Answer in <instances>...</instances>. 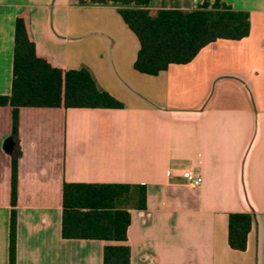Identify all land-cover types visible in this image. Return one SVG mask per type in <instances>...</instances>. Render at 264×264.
Segmentation results:
<instances>
[{
    "label": "crops",
    "instance_id": "obj_1",
    "mask_svg": "<svg viewBox=\"0 0 264 264\" xmlns=\"http://www.w3.org/2000/svg\"><path fill=\"white\" fill-rule=\"evenodd\" d=\"M203 0H152V12L191 11ZM247 12L240 41L217 40L156 76L134 70L135 35L114 6L76 0H0V95L11 92L14 31L24 17L36 53L63 70L86 69L122 109L0 107V264H103L125 245L129 264H264V0H221ZM13 144L17 158L11 206ZM198 171L190 188L182 172ZM64 183L145 188L129 209L124 243L61 238ZM253 213L244 252L227 243L228 215Z\"/></svg>",
    "mask_w": 264,
    "mask_h": 264
},
{
    "label": "trees",
    "instance_id": "obj_2",
    "mask_svg": "<svg viewBox=\"0 0 264 264\" xmlns=\"http://www.w3.org/2000/svg\"><path fill=\"white\" fill-rule=\"evenodd\" d=\"M152 0H76L78 6H114L135 35L139 50L134 70L156 76L170 65H186L207 45L217 40L240 41L250 31L249 14L234 11L221 0H203L196 9H163L152 12ZM0 107L12 111V136L18 131L20 108L122 109L108 93L97 88L86 69L63 70L36 53L24 17L14 31L11 92L0 95ZM14 149L12 148L13 153ZM11 206L17 190V158L11 163ZM143 186L126 184L64 183L62 186L61 238L124 243L130 224L129 209H145ZM253 213L228 215L227 243L244 252L254 223ZM16 220L12 209L9 224L8 264H15ZM125 245H108L103 264H129Z\"/></svg>",
    "mask_w": 264,
    "mask_h": 264
},
{
    "label": "built area",
    "instance_id": "obj_3",
    "mask_svg": "<svg viewBox=\"0 0 264 264\" xmlns=\"http://www.w3.org/2000/svg\"><path fill=\"white\" fill-rule=\"evenodd\" d=\"M181 176L192 189H196L202 184V177L198 171L186 170L182 172Z\"/></svg>",
    "mask_w": 264,
    "mask_h": 264
},
{
    "label": "water",
    "instance_id": "obj_4",
    "mask_svg": "<svg viewBox=\"0 0 264 264\" xmlns=\"http://www.w3.org/2000/svg\"><path fill=\"white\" fill-rule=\"evenodd\" d=\"M12 148H13V144L11 143V141H9V142H8V145H7V151H8L9 153H11V152H12Z\"/></svg>",
    "mask_w": 264,
    "mask_h": 264
}]
</instances>
